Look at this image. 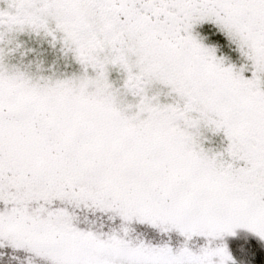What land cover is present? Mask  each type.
<instances>
[{
	"label": "snow or ice",
	"instance_id": "snow-or-ice-1",
	"mask_svg": "<svg viewBox=\"0 0 264 264\" xmlns=\"http://www.w3.org/2000/svg\"><path fill=\"white\" fill-rule=\"evenodd\" d=\"M0 264H264V0H0Z\"/></svg>",
	"mask_w": 264,
	"mask_h": 264
}]
</instances>
